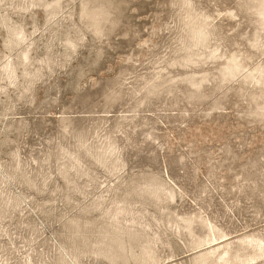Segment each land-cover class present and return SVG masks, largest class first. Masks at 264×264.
Wrapping results in <instances>:
<instances>
[{
  "label": "rangeland",
  "instance_id": "rangeland-1",
  "mask_svg": "<svg viewBox=\"0 0 264 264\" xmlns=\"http://www.w3.org/2000/svg\"><path fill=\"white\" fill-rule=\"evenodd\" d=\"M0 264H264V0H0Z\"/></svg>",
  "mask_w": 264,
  "mask_h": 264
}]
</instances>
